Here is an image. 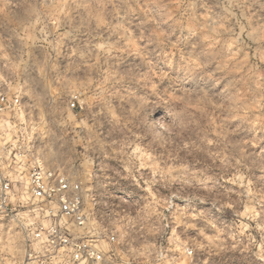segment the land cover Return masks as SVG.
I'll return each mask as SVG.
<instances>
[{
    "label": "rangeland",
    "instance_id": "rangeland-1",
    "mask_svg": "<svg viewBox=\"0 0 264 264\" xmlns=\"http://www.w3.org/2000/svg\"><path fill=\"white\" fill-rule=\"evenodd\" d=\"M238 5L0 0L2 160L78 179L124 263L264 264V0ZM20 239L0 220V264Z\"/></svg>",
    "mask_w": 264,
    "mask_h": 264
},
{
    "label": "built area",
    "instance_id": "built-area-1",
    "mask_svg": "<svg viewBox=\"0 0 264 264\" xmlns=\"http://www.w3.org/2000/svg\"><path fill=\"white\" fill-rule=\"evenodd\" d=\"M19 105L17 98L0 94V113ZM22 159L2 160L0 155V220L13 223L20 234L18 264H133L122 262L120 232L85 208L78 179L38 158L29 161L23 174Z\"/></svg>",
    "mask_w": 264,
    "mask_h": 264
},
{
    "label": "clouds",
    "instance_id": "clouds-1",
    "mask_svg": "<svg viewBox=\"0 0 264 264\" xmlns=\"http://www.w3.org/2000/svg\"><path fill=\"white\" fill-rule=\"evenodd\" d=\"M259 2H261V0H250V2H249V0H239V5L238 6H240L242 8H248V7H251V4H255V3H259ZM201 67L203 68L204 66L201 65ZM209 71H211V70L209 69ZM193 83H194V85L196 87H200L199 83H197V82H193ZM165 107H167L169 109V114L172 115V117H173V123L177 127H180V124H178L177 122L182 120V110L174 111L173 107L169 106V105H165ZM156 115H157V118H160V114L159 113H157ZM153 127H154V125H149V128L145 130L146 134ZM161 127H165V126L161 125Z\"/></svg>",
    "mask_w": 264,
    "mask_h": 264
},
{
    "label": "bare ground",
    "instance_id": "bare-ground-1",
    "mask_svg": "<svg viewBox=\"0 0 264 264\" xmlns=\"http://www.w3.org/2000/svg\"><path fill=\"white\" fill-rule=\"evenodd\" d=\"M160 119H162V117H161ZM162 120H163V119H162Z\"/></svg>",
    "mask_w": 264,
    "mask_h": 264
}]
</instances>
